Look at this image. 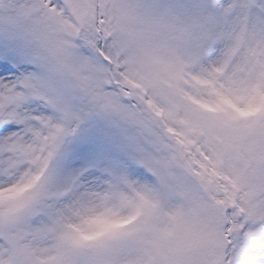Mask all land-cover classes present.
<instances>
[{
    "label": "snow or ice",
    "instance_id": "1",
    "mask_svg": "<svg viewBox=\"0 0 264 264\" xmlns=\"http://www.w3.org/2000/svg\"><path fill=\"white\" fill-rule=\"evenodd\" d=\"M0 264H264V0H0Z\"/></svg>",
    "mask_w": 264,
    "mask_h": 264
}]
</instances>
